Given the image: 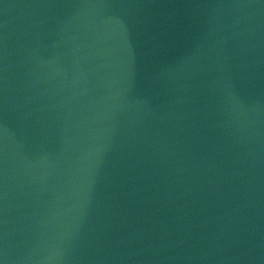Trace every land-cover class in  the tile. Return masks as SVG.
Masks as SVG:
<instances>
[{
	"label": "water",
	"instance_id": "obj_1",
	"mask_svg": "<svg viewBox=\"0 0 264 264\" xmlns=\"http://www.w3.org/2000/svg\"><path fill=\"white\" fill-rule=\"evenodd\" d=\"M0 264H264V0H0Z\"/></svg>",
	"mask_w": 264,
	"mask_h": 264
}]
</instances>
